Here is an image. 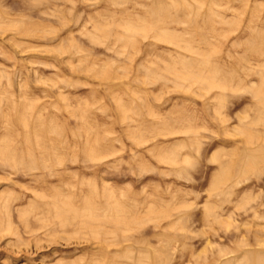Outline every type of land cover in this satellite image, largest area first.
<instances>
[{"label": "rangeland", "instance_id": "1", "mask_svg": "<svg viewBox=\"0 0 264 264\" xmlns=\"http://www.w3.org/2000/svg\"><path fill=\"white\" fill-rule=\"evenodd\" d=\"M0 264H264V0H0Z\"/></svg>", "mask_w": 264, "mask_h": 264}]
</instances>
